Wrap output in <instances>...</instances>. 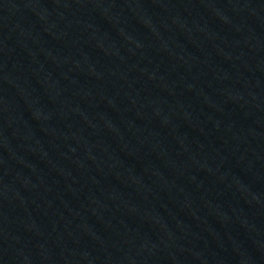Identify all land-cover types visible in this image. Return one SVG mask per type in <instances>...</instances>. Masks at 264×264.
<instances>
[{"label": "water", "instance_id": "95a60500", "mask_svg": "<svg viewBox=\"0 0 264 264\" xmlns=\"http://www.w3.org/2000/svg\"><path fill=\"white\" fill-rule=\"evenodd\" d=\"M0 264H264V0H0Z\"/></svg>", "mask_w": 264, "mask_h": 264}]
</instances>
